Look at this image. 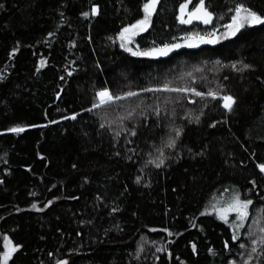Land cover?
Returning a JSON list of instances; mask_svg holds the SVG:
<instances>
[{"label": "trees", "instance_id": "16d2710c", "mask_svg": "<svg viewBox=\"0 0 264 264\" xmlns=\"http://www.w3.org/2000/svg\"><path fill=\"white\" fill-rule=\"evenodd\" d=\"M149 2L0 0V264L4 238L9 264H264V24L213 42L264 0H204L209 24L158 0L135 39L158 57L118 41Z\"/></svg>", "mask_w": 264, "mask_h": 264}, {"label": "rangeland", "instance_id": "374dc122", "mask_svg": "<svg viewBox=\"0 0 264 264\" xmlns=\"http://www.w3.org/2000/svg\"><path fill=\"white\" fill-rule=\"evenodd\" d=\"M191 2L184 3L180 7V9H179V20L181 21V19H183L184 21H188V22H185V24H190V23L195 22V21L202 22L204 24H209V22L205 23L204 19L198 18V17H202V13L196 12L197 8L200 7V3L197 4L195 7H193ZM155 8H156V6H155ZM152 13H153V11H152ZM193 13H196V14L193 15ZM240 15L243 16L244 13L241 12ZM151 16H152V14H151ZM151 16L148 17V24L146 25V27L145 26L133 27L134 25H138L140 22L139 21V22H137L131 26L126 27L125 29H127L128 31H125V29L122 31V33L120 34V36L118 38V41L124 49H126L127 51H129L132 54L136 53L135 55H142L141 53L148 52V53H152V54L151 55H143V56H149V57L160 56L158 53L153 52L154 49L148 50V51H143V50H140L137 47H135V39L139 35H141L142 33L146 32L149 29L150 24H151ZM145 17H146V14H145ZM230 25H232V28L227 27L225 32H223V34L218 38V41L223 40V38H233L243 28L256 26V25L244 24V26L240 27L239 30L235 32V35H233L232 32L236 28V23H234V21H232V23ZM122 34H123V38H121ZM222 196H225V197L223 198V200L221 199V202H220V200H218V202L220 204L218 205V208H216L217 209L216 211L218 213H220L225 219H228V222L233 227L235 235L237 236L238 235L237 231H239L243 226H241V220L239 218L237 211L235 210V208L232 207V205H234V203H235L234 193H233V196H228L227 194L222 195ZM239 199L241 202H246V201H243L241 198H239ZM216 200L214 201L213 206L217 203ZM226 206H228V207H226ZM247 213H248V209H247ZM245 219L243 221V225L245 223ZM12 249H17V247L8 238H4V249H3V252L1 253V264H5V256H6V254H10V258L7 259V264H9V261H10L12 255L16 251V250L12 251Z\"/></svg>", "mask_w": 264, "mask_h": 264}, {"label": "snow or ice", "instance_id": "6c2138e0", "mask_svg": "<svg viewBox=\"0 0 264 264\" xmlns=\"http://www.w3.org/2000/svg\"><path fill=\"white\" fill-rule=\"evenodd\" d=\"M158 3V0H150L149 3H146L144 5V11L146 13V17L144 20L140 21L138 25H134L133 27H138V26H145L148 24V17L151 16L152 11H154L156 4ZM97 10L93 9V13H95ZM196 12L198 13H202V17H198V18H202L204 19L205 23L210 22L211 20V14L205 9V5H204V0H201L200 3V7L197 8ZM236 12V16L233 17V21L234 23H236V28L233 30L232 34L235 35V32L239 30L240 27H243L244 24H249V25H258V24H264V18H262L260 15L256 14L254 11L249 10L248 8H244V7H237L235 9ZM241 12L244 13L243 16H241ZM196 13H193V15H195ZM87 15V14H85ZM238 21V22H237ZM188 21H184L183 19H181V23H185ZM229 28H232V25H228ZM125 31H128L127 29H125ZM121 38H123V34L121 35ZM172 48L175 47H179V45H173L171 46ZM171 50L169 48V46H165V48L163 49H154L153 52L154 53H158L159 55H167L168 51ZM134 55L136 53H133ZM142 55H151L152 53H141ZM247 67V66H246ZM165 90H168L167 88ZM171 91H187L186 89H171ZM194 94L196 96H202V93L200 92H194ZM99 97H100V102L101 104L104 103H108V102H114L115 100H119L122 98H126V97H113L108 91H101L98 93ZM137 95V93L134 92H129L127 93V97H131V96H135ZM209 96H212L213 98H216V94L209 92L208 93ZM223 99V106L225 109H227L229 112L232 110L233 105L236 103L235 99L230 96V95H226L222 97ZM156 115H159V111L156 112ZM72 119H75V117H72ZM13 132H22L24 131L23 128H14L12 129ZM132 135H135L136 133L133 131L131 133ZM179 131H177V135H179ZM117 135H119V133H117ZM174 141L172 142V144L170 146H174ZM159 166V165H157ZM262 172H264V166H261L260 169ZM249 204H251V201L248 202H241L239 197L235 198V203L234 205H232L233 208H235V210L237 211L239 218L241 220V226H243V221L244 219L247 217L248 213H247V209L249 207ZM262 231H264V229H262ZM261 242H264V240H262ZM195 247V246H193ZM240 247H244L243 244L240 245ZM16 249H12V251H15ZM256 249L253 248V251H255ZM10 258V254H6L5 256V264H7V259Z\"/></svg>", "mask_w": 264, "mask_h": 264}, {"label": "water", "instance_id": "95a60500", "mask_svg": "<svg viewBox=\"0 0 264 264\" xmlns=\"http://www.w3.org/2000/svg\"><path fill=\"white\" fill-rule=\"evenodd\" d=\"M217 39H218L217 36H215V37L213 38V42L216 43Z\"/></svg>", "mask_w": 264, "mask_h": 264}, {"label": "bare ground", "instance_id": "6f19581e", "mask_svg": "<svg viewBox=\"0 0 264 264\" xmlns=\"http://www.w3.org/2000/svg\"><path fill=\"white\" fill-rule=\"evenodd\" d=\"M224 39V38H223Z\"/></svg>", "mask_w": 264, "mask_h": 264}]
</instances>
